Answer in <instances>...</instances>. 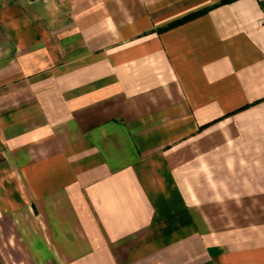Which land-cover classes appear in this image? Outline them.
<instances>
[{
  "label": "crops",
  "instance_id": "obj_1",
  "mask_svg": "<svg viewBox=\"0 0 264 264\" xmlns=\"http://www.w3.org/2000/svg\"><path fill=\"white\" fill-rule=\"evenodd\" d=\"M263 19L0 0V264H264Z\"/></svg>",
  "mask_w": 264,
  "mask_h": 264
},
{
  "label": "trees",
  "instance_id": "obj_2",
  "mask_svg": "<svg viewBox=\"0 0 264 264\" xmlns=\"http://www.w3.org/2000/svg\"><path fill=\"white\" fill-rule=\"evenodd\" d=\"M195 14H196V13H191V14L187 15L186 17H184V19H182V20H178V21H175L174 24H175V23H179V22H181V21H183V20L189 19V18L193 17ZM170 26H171V25H170Z\"/></svg>",
  "mask_w": 264,
  "mask_h": 264
},
{
  "label": "built area",
  "instance_id": "obj_3",
  "mask_svg": "<svg viewBox=\"0 0 264 264\" xmlns=\"http://www.w3.org/2000/svg\"><path fill=\"white\" fill-rule=\"evenodd\" d=\"M45 2H47V1H49V0H44ZM261 1V3L264 5V0H260ZM263 21H264V19H263Z\"/></svg>",
  "mask_w": 264,
  "mask_h": 264
}]
</instances>
